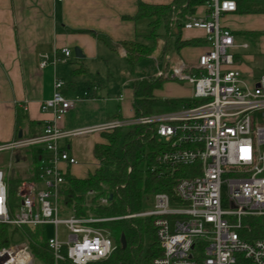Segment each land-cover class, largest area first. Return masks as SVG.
<instances>
[{
    "label": "built area",
    "instance_id": "obj_1",
    "mask_svg": "<svg viewBox=\"0 0 264 264\" xmlns=\"http://www.w3.org/2000/svg\"><path fill=\"white\" fill-rule=\"evenodd\" d=\"M239 1L205 0L203 17L193 15L183 21V30L204 33L205 48L194 62L170 54L158 61L156 53L151 57L158 66L154 76L190 85L189 105L62 129L57 122L80 98H67L62 93L64 82L56 78L52 96L40 104V110L51 112L52 119L36 134L0 143V153L38 150L35 177L22 179L15 188L18 204L13 212L7 204V179L14 168L10 163L6 171L0 167V223L31 229L53 224L54 234L46 243L54 261L87 264L108 258L115 248L112 234L96 224L141 216L152 217L161 249L147 264H264V227L257 237L241 236L242 230H249L247 219L264 216V73L255 77L236 66L238 51L248 45L238 43L221 23L223 14L236 12ZM61 53L67 57L71 50L64 47ZM61 61L44 54L40 66ZM134 124L151 127L161 142L163 148L156 157L159 164L190 167L188 175L174 180L175 200L156 191L151 206L138 213L106 218L71 211L61 217L65 210L59 187L67 173L60 163L71 166L76 158L60 141ZM99 202L106 204L107 198ZM58 225L65 229L64 238L58 234ZM0 264H33L28 242L19 239L0 246Z\"/></svg>",
    "mask_w": 264,
    "mask_h": 264
},
{
    "label": "crops",
    "instance_id": "obj_2",
    "mask_svg": "<svg viewBox=\"0 0 264 264\" xmlns=\"http://www.w3.org/2000/svg\"><path fill=\"white\" fill-rule=\"evenodd\" d=\"M170 1L0 0V143L18 137L19 130L21 136L36 134L42 130L46 121L52 119V113L41 111L40 104L52 96L56 78L64 82L62 93L67 98H80L73 101L66 115L57 122L60 128L72 129L112 119L134 117L131 83L128 85V100L121 94L111 96L109 87L113 79L111 76L106 77L109 74H106L105 69L109 65L113 66L109 61L115 54L123 58L125 52L120 45L121 41L137 39L145 42L140 36L143 22L126 18L136 12L137 3ZM204 15L205 7L198 6L194 16ZM221 23L231 30L234 37H264V13H226L221 17ZM181 35L184 38H195L196 41L183 47L178 56L185 61L194 62L205 48L204 33L199 29H182ZM64 47L71 50L67 57L61 53ZM75 47L82 56L76 57ZM157 52L158 45L154 53ZM44 54L49 59L57 57L64 61L54 66L47 64L41 67L40 60ZM243 60L248 63L252 56L240 53L236 66L245 74L253 75L251 68L241 63ZM65 74L72 79L67 81ZM104 92L106 96L103 95ZM121 100L127 103L124 108L118 104ZM104 103L108 106L105 114L86 111V107H97ZM16 124L19 126L18 131L15 129ZM104 141L100 133L61 140L60 145L76 158V163L71 166L60 163V166L70 176H88L99 166L93 147ZM32 149L13 151L12 155L15 157L12 167L20 172L30 169ZM34 150L37 155L38 150Z\"/></svg>",
    "mask_w": 264,
    "mask_h": 264
},
{
    "label": "trees",
    "instance_id": "obj_3",
    "mask_svg": "<svg viewBox=\"0 0 264 264\" xmlns=\"http://www.w3.org/2000/svg\"><path fill=\"white\" fill-rule=\"evenodd\" d=\"M204 2L205 0L138 2L136 12L126 18L135 22L146 21L147 30L140 33L145 42L137 39L120 42L125 51L123 59L130 73L137 64L154 54L158 38H163L160 47L163 55L170 53L172 45L175 47L174 53L179 54L183 47L193 44L195 38L182 37L181 25L186 18L193 16L196 8L204 5ZM236 11L264 13V1L241 0ZM167 80L161 76L148 75L131 82L134 117L174 110L190 104L186 97L162 98L154 94ZM15 129L18 131V124ZM100 135L105 141L96 143L93 147V154L99 166L84 178L64 175L59 194L65 212L73 211L76 215L106 218L122 217L149 208L152 195L156 191L166 192L175 200L174 180L178 176L188 175L190 167L161 165L156 161L163 147L153 135L151 127L143 124L121 126ZM32 150L30 169L23 172L14 169V174L7 179V204L11 212L18 204L15 194L17 185L22 179L31 180L35 177L37 167L35 150ZM89 191H92V195L87 194ZM101 197L107 198L106 204L99 202ZM247 221L249 230H242L241 236L250 239L261 235L264 216L251 217ZM96 225L111 231L115 248L108 258L87 264H147L161 254L152 217L116 218ZM14 234L28 242L31 254L43 264H74L67 259L54 261L46 238L38 227L12 228L8 224L0 223V246L14 242ZM121 237L124 238L125 246Z\"/></svg>",
    "mask_w": 264,
    "mask_h": 264
},
{
    "label": "rangeland",
    "instance_id": "obj_4",
    "mask_svg": "<svg viewBox=\"0 0 264 264\" xmlns=\"http://www.w3.org/2000/svg\"><path fill=\"white\" fill-rule=\"evenodd\" d=\"M142 25H143L142 32H145L147 30L146 21L143 22ZM161 33H162V30H161ZM235 40L237 42H246L248 45V48L243 49V50L240 49L238 51L239 54L243 52L244 54H248L252 56V60L249 61L248 63L245 60H243L241 63H244L247 66H249V68H251L253 72L252 74L255 75V77L259 76L261 73H264V37L261 39L260 37H257L255 35L253 36L236 35ZM162 44H163V38H158V41H157L158 52L155 54V58L157 59V61L159 59L163 60L166 56L165 54L164 55L161 54L160 47L162 46ZM174 51H175V47L172 45L170 53H168L170 54V57L171 55L178 56V54H175ZM109 62H111L113 66L109 65L108 69H105V70L107 72L106 74H109V75H106V77L111 76L112 77L111 79H113L111 80V83H112L110 84L111 87H109L111 91V96H115V95L118 96V94L119 95L121 94L125 96L127 100L130 95V90H129L128 85L131 83V81L136 78H141L142 76H148V75L155 74L157 67H158L156 66L154 59H152L151 57L144 59L139 64H137L134 70L132 71V73H130L129 67L127 66L125 60L122 57H119L118 54H115L114 58H112V60H110ZM120 70L122 71L120 72ZM59 74H61L60 71H59ZM65 79L68 81V80H71L72 77H70V75L65 74ZM170 85H175V86L172 87ZM190 93H191L190 85L187 84L185 81H181L178 79L167 80L165 83H163V85L159 89L155 90L154 92V94L158 97H170V96L179 97V96L189 95ZM103 95L106 96L105 92ZM108 103H110V101H108ZM118 104H120L121 107L123 106L124 108L127 103L126 102L124 103V101L122 102L121 100L119 101ZM129 109H131V107H129ZM107 110H108V106H106L105 103L100 104L97 107H94V106L86 107V111L89 113L98 112L100 114H105ZM131 118H133V116ZM13 157H15V155H12L10 151L1 152L0 153V167L5 171L8 170L9 169L7 167L8 163L10 164L14 163ZM68 214H69V211H66L65 215H61V217H66ZM38 229L43 233L42 235L44 236V238L47 239L48 237L54 234L55 226L53 224H46V225L39 226ZM57 231L61 238L65 237L66 233H65V229L63 225H58ZM14 238L16 241L20 237L18 234H14ZM33 264H43V263L40 259H37L33 256Z\"/></svg>",
    "mask_w": 264,
    "mask_h": 264
},
{
    "label": "water",
    "instance_id": "obj_5",
    "mask_svg": "<svg viewBox=\"0 0 264 264\" xmlns=\"http://www.w3.org/2000/svg\"><path fill=\"white\" fill-rule=\"evenodd\" d=\"M74 53H75L76 57L82 56L81 53H80V51H79V49L77 47L74 48ZM17 136L18 137H21V130H19ZM13 174H14V169H11L10 176H12ZM121 242L123 243V246H125V242H124V238L123 237H121Z\"/></svg>",
    "mask_w": 264,
    "mask_h": 264
}]
</instances>
